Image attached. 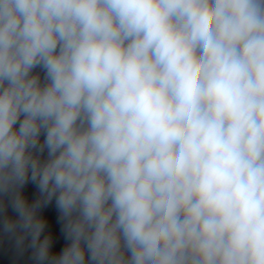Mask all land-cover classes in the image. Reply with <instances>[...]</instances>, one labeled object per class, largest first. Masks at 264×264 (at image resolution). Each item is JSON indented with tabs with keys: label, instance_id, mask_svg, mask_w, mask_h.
I'll return each mask as SVG.
<instances>
[{
	"label": "clouds",
	"instance_id": "9594fccd",
	"mask_svg": "<svg viewBox=\"0 0 264 264\" xmlns=\"http://www.w3.org/2000/svg\"><path fill=\"white\" fill-rule=\"evenodd\" d=\"M0 264H264V0H0Z\"/></svg>",
	"mask_w": 264,
	"mask_h": 264
}]
</instances>
